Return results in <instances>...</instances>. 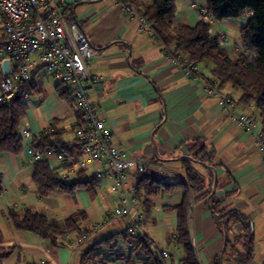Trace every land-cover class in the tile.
<instances>
[{"label":"crops","instance_id":"0c3cea01","mask_svg":"<svg viewBox=\"0 0 264 264\" xmlns=\"http://www.w3.org/2000/svg\"><path fill=\"white\" fill-rule=\"evenodd\" d=\"M190 1L196 6L190 7ZM57 2L64 18L76 22L96 50L88 69L98 80L88 83L87 88L111 130L112 143L129 157L148 161L154 173L161 168V177H156L161 181H184L186 164L200 175L202 188L190 194L187 219L198 264H264V162L250 135L232 122L217 98L205 93V83L212 80L210 64H197L193 77L184 75L181 66L165 56L162 44L152 34L139 31L137 19L115 0ZM174 2L178 23L195 24L201 19L198 7H205V0ZM210 23V32L222 39L221 49L237 58L243 51L239 30L244 20ZM34 82L37 91L26 99L21 127L27 122L34 136L53 123L62 129L63 140L73 143L74 105L58 97V83L48 74L37 71ZM219 90L231 98L234 114L249 112L258 117L252 104L239 102V92L228 85ZM28 142L23 140L17 154L0 153V264H99L93 259L95 254L102 252L108 257L100 241L113 234H117L116 253L110 261L127 253L122 235L129 224L127 217L111 221L83 244L77 243L81 233L101 220L117 199L105 189L90 191L86 187L39 197ZM74 152L79 153V149ZM46 162L51 167L56 165L51 159ZM79 176L91 178L88 172ZM136 181L131 170L127 183L133 187ZM181 197V190L161 194L149 214L143 213L142 233L150 238L157 253L175 252L169 237L174 233L176 213L165 207L178 204ZM214 199L219 201L217 210L225 213L222 218L212 211ZM25 209L58 224L73 217L80 232L67 233L61 243L53 244L36 233L18 230L8 214L10 210L22 214ZM230 211L246 217L250 234L241 222L228 219L226 213ZM92 245H96L94 254L82 258ZM176 252L181 259L183 254Z\"/></svg>","mask_w":264,"mask_h":264},{"label":"trees","instance_id":"16d2710c","mask_svg":"<svg viewBox=\"0 0 264 264\" xmlns=\"http://www.w3.org/2000/svg\"><path fill=\"white\" fill-rule=\"evenodd\" d=\"M130 8L142 15L152 29L153 36L166 48L171 57H187L195 65L206 62L210 64L212 79L216 80L218 87L228 85L239 92V102L252 104L258 112V120L264 130V0H205V12L200 14L201 19L195 24H180L176 21V5L174 0H121ZM248 13V15H246ZM225 19H243V26L239 30V42L242 53L237 58H232L221 49L222 39L219 35L210 32V20L221 21ZM33 73L27 84H22L18 94L9 102L0 104V153L17 154L22 149L20 137L21 123L27 110L26 101L23 99L25 92L37 91ZM58 97L72 103L69 89L62 84L56 86ZM77 125L83 123L81 114L76 111ZM75 125L73 126V128ZM62 129L52 124L49 128L32 137V146L39 150L51 149L55 152L73 154L74 149H79V143L65 142L62 138ZM33 182L38 196L43 197L53 191L72 193L79 187L95 190L96 182L93 178L77 177L66 183L56 172V167H51L46 161L33 164ZM186 179L184 181L165 182L155 177L154 171L148 167L141 173H135L137 181L132 187L138 206L144 214H149L155 198L161 194H171L175 190L182 191L178 204L172 207L176 213L174 228L175 243L182 250L181 264H198L195 250L190 240L188 231V209L190 194L202 188L200 175L186 164ZM80 175V174H79ZM1 188V174H0ZM219 201L214 199L211 204L215 216L222 218L225 213L217 210ZM228 219L241 222L244 230L250 234V225L246 217L236 211H230ZM9 218L18 230L30 231L49 240L53 244L61 243L64 236L71 232H80L79 227L69 217L62 224L47 219L43 214L25 209L22 214L13 210L9 211ZM124 240L131 242L132 246L127 255L130 264H163L159 254L154 251L152 241L144 234L135 236L123 235ZM1 238V234H0ZM117 234L104 238L100 243L105 247L108 257L102 252L94 255L99 264H108L116 248ZM251 238L249 240V245ZM96 245L89 246L82 258L93 255ZM119 258H123L121 253Z\"/></svg>","mask_w":264,"mask_h":264},{"label":"built area","instance_id":"2783aa9c","mask_svg":"<svg viewBox=\"0 0 264 264\" xmlns=\"http://www.w3.org/2000/svg\"><path fill=\"white\" fill-rule=\"evenodd\" d=\"M57 1L0 0V104L9 103L18 94L21 85L27 84L37 71H45L58 84L67 87L71 93L72 104L83 120L81 126L75 123L73 128L75 140L80 145L79 153L64 154L49 148H34L31 143L32 131L28 123L24 122L19 133L22 140L29 141L26 145L29 162L33 165L48 159L55 161L57 175L66 183L73 177L81 180L79 174L88 172V176L95 180L97 190L105 189L117 199L101 220L94 222L81 233L77 243L83 244L106 224L125 217L129 218V224L122 235L141 234L143 212L138 206L132 186L127 183V177L131 170L141 173L151 167V164L142 158L129 157L112 143L111 130L96 103L90 100L87 88L88 83L98 80L88 69V61L96 54V50L79 25L64 18ZM115 2L129 16L137 19L139 31L153 35L142 15L130 8L126 2ZM196 4L190 1V7H195ZM198 11L200 14L204 13L205 7L199 6ZM163 53L171 63L181 66L184 75H195L196 65L187 57H171L166 48ZM5 59L9 62L8 73L1 69V63ZM204 91L217 98L230 114L232 122L250 135L261 161L264 162V130L257 117L249 112L234 114L231 111V98L219 90L214 79L205 83ZM28 95V92L23 94L25 101ZM162 171L157 168L155 177H161ZM169 243L174 249L179 248L174 234L169 237ZM126 246L127 253L124 257L111 260L108 264H130L126 257L132 243L126 241ZM158 254L162 261L181 264L180 259L168 250L159 251Z\"/></svg>","mask_w":264,"mask_h":264},{"label":"water","instance_id":"95a60500","mask_svg":"<svg viewBox=\"0 0 264 264\" xmlns=\"http://www.w3.org/2000/svg\"><path fill=\"white\" fill-rule=\"evenodd\" d=\"M1 69L4 73H8L9 72V62L7 59L3 60L1 63Z\"/></svg>","mask_w":264,"mask_h":264},{"label":"rangeland","instance_id":"374dc122","mask_svg":"<svg viewBox=\"0 0 264 264\" xmlns=\"http://www.w3.org/2000/svg\"><path fill=\"white\" fill-rule=\"evenodd\" d=\"M41 72H43V73H46L45 71H41ZM47 74V73H46ZM48 77L51 79V80H54V79H52L50 76H49V74H48ZM172 249L175 251L174 253H173V255L174 256H177V252L176 251H178V253H180V254H182V250L181 249H174L173 247H172Z\"/></svg>","mask_w":264,"mask_h":264}]
</instances>
